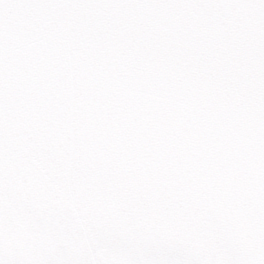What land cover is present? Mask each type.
Returning <instances> with one entry per match:
<instances>
[{
	"label": "snow or ice",
	"instance_id": "1",
	"mask_svg": "<svg viewBox=\"0 0 264 264\" xmlns=\"http://www.w3.org/2000/svg\"><path fill=\"white\" fill-rule=\"evenodd\" d=\"M0 264H264V0H0Z\"/></svg>",
	"mask_w": 264,
	"mask_h": 264
}]
</instances>
